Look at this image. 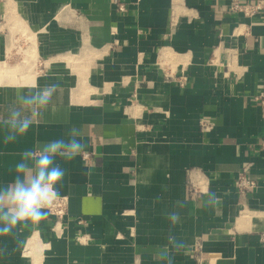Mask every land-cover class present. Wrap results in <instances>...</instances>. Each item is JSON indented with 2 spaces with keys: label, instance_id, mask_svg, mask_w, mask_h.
<instances>
[{
  "label": "crops",
  "instance_id": "crops-1",
  "mask_svg": "<svg viewBox=\"0 0 264 264\" xmlns=\"http://www.w3.org/2000/svg\"><path fill=\"white\" fill-rule=\"evenodd\" d=\"M230 2L0 0V188L27 149L74 133L86 146L57 159L64 218L0 235V264H264V17ZM53 84L6 145L17 94Z\"/></svg>",
  "mask_w": 264,
  "mask_h": 264
},
{
  "label": "clouds",
  "instance_id": "clouds-1",
  "mask_svg": "<svg viewBox=\"0 0 264 264\" xmlns=\"http://www.w3.org/2000/svg\"><path fill=\"white\" fill-rule=\"evenodd\" d=\"M60 85H49L43 89H36L29 93H18L19 107H10L7 110L6 121L10 132L4 139L7 145L15 142L17 136H24L33 125V116L39 109L46 107L54 94H58ZM85 144L77 134L69 138H56L44 142L42 146L33 151L27 149L21 153V159L15 164V176L4 188H0V235L11 232L17 224H32L38 226L46 219L50 209L60 199L59 186L62 185L66 175V169L57 162L59 158L65 162H71L85 151ZM208 201L202 200V204L209 202L212 207L221 203V198L215 192L205 193ZM176 206L185 207V202L177 201ZM172 224L180 221V214H169ZM177 248H183V242L176 244ZM160 255L167 256L166 250H160Z\"/></svg>",
  "mask_w": 264,
  "mask_h": 264
},
{
  "label": "built area",
  "instance_id": "built-area-1",
  "mask_svg": "<svg viewBox=\"0 0 264 264\" xmlns=\"http://www.w3.org/2000/svg\"><path fill=\"white\" fill-rule=\"evenodd\" d=\"M229 10L233 13L242 14L245 17H251L255 15H261L264 17V0H231L229 4ZM186 77L183 76L179 79V85L183 86L185 84ZM254 100L258 102L262 107H264V87L254 96ZM258 151L264 154V137L260 140ZM235 185L237 189L242 193L246 189L254 186V181L247 177L245 174V169L241 171L236 179ZM67 212V197L60 196V199L55 202V204L50 209L51 215L57 218V224L61 222ZM55 231V226L53 227Z\"/></svg>",
  "mask_w": 264,
  "mask_h": 264
},
{
  "label": "bare ground",
  "instance_id": "bare-ground-1",
  "mask_svg": "<svg viewBox=\"0 0 264 264\" xmlns=\"http://www.w3.org/2000/svg\"><path fill=\"white\" fill-rule=\"evenodd\" d=\"M32 238H34V239H31L30 240V243H29V245H30V247H29V249H32L34 246H36L37 245V242L35 241V238L36 237H32ZM35 255V254H34ZM36 258V257H35ZM37 259V258H36Z\"/></svg>",
  "mask_w": 264,
  "mask_h": 264
}]
</instances>
